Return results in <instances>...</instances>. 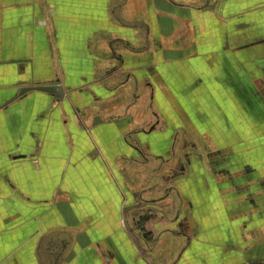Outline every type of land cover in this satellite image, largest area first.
Returning <instances> with one entry per match:
<instances>
[{
	"label": "crops",
	"instance_id": "0c3cea01",
	"mask_svg": "<svg viewBox=\"0 0 264 264\" xmlns=\"http://www.w3.org/2000/svg\"><path fill=\"white\" fill-rule=\"evenodd\" d=\"M259 236L264 0H0V264H233Z\"/></svg>",
	"mask_w": 264,
	"mask_h": 264
},
{
	"label": "rangeland",
	"instance_id": "374dc122",
	"mask_svg": "<svg viewBox=\"0 0 264 264\" xmlns=\"http://www.w3.org/2000/svg\"><path fill=\"white\" fill-rule=\"evenodd\" d=\"M252 133L249 129V135ZM252 246L253 249L250 252L244 253L243 258L233 262V264H264V236H259V240L255 241Z\"/></svg>",
	"mask_w": 264,
	"mask_h": 264
},
{
	"label": "water",
	"instance_id": "95a60500",
	"mask_svg": "<svg viewBox=\"0 0 264 264\" xmlns=\"http://www.w3.org/2000/svg\"><path fill=\"white\" fill-rule=\"evenodd\" d=\"M32 90L43 91L53 94L57 99H62L64 90L60 85H48V86H26L19 90L18 96Z\"/></svg>",
	"mask_w": 264,
	"mask_h": 264
}]
</instances>
